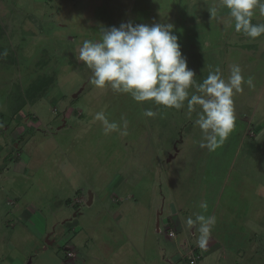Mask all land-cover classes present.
Returning a JSON list of instances; mask_svg holds the SVG:
<instances>
[{
	"label": "rangeland",
	"instance_id": "rangeland-1",
	"mask_svg": "<svg viewBox=\"0 0 264 264\" xmlns=\"http://www.w3.org/2000/svg\"><path fill=\"white\" fill-rule=\"evenodd\" d=\"M128 22L171 23L197 83L234 64L252 77L215 150L199 106L90 83L83 41ZM234 24L222 0H0V264H264V34ZM101 111L127 135L106 133ZM197 215L215 217L213 258L186 224Z\"/></svg>",
	"mask_w": 264,
	"mask_h": 264
},
{
	"label": "clouds",
	"instance_id": "clouds-1",
	"mask_svg": "<svg viewBox=\"0 0 264 264\" xmlns=\"http://www.w3.org/2000/svg\"><path fill=\"white\" fill-rule=\"evenodd\" d=\"M222 3L235 21L236 32L250 39L264 34V24L251 22L257 7L264 16V0H222ZM173 27L171 23L133 25L131 22L121 23L119 27H102L99 41H83L79 60L91 70L90 83L96 88L108 86L115 92L130 94L136 102L153 101L166 108L181 109L185 101L189 111L199 106L201 111L195 125L203 133L201 147L215 150L234 128V91L242 92V84L253 87L252 77L245 80L240 66L234 64L230 66L227 81L217 67L202 83H197ZM189 88H195L200 94L190 96ZM144 115L155 117L157 113L146 109ZM94 118L102 123L106 133L120 131L121 135H127V120L123 117L122 128L110 122L102 111ZM200 207L206 209V202ZM186 224L190 229L199 224L197 245L206 247L215 217L197 215L195 219L187 218Z\"/></svg>",
	"mask_w": 264,
	"mask_h": 264
},
{
	"label": "crops",
	"instance_id": "crops-1",
	"mask_svg": "<svg viewBox=\"0 0 264 264\" xmlns=\"http://www.w3.org/2000/svg\"><path fill=\"white\" fill-rule=\"evenodd\" d=\"M220 245L218 244V241L216 239H214L213 237L209 238L207 240L206 247H205L206 253L210 254L208 256H211L212 258L215 257V256H217L218 251H219V248H222L221 247L222 245L221 246ZM197 248L199 249L200 247H197ZM199 254H200V249H199Z\"/></svg>",
	"mask_w": 264,
	"mask_h": 264
},
{
	"label": "built area",
	"instance_id": "built-area-1",
	"mask_svg": "<svg viewBox=\"0 0 264 264\" xmlns=\"http://www.w3.org/2000/svg\"><path fill=\"white\" fill-rule=\"evenodd\" d=\"M196 259H198V257H194L193 252H192L191 256L189 257L190 264H195Z\"/></svg>",
	"mask_w": 264,
	"mask_h": 264
}]
</instances>
